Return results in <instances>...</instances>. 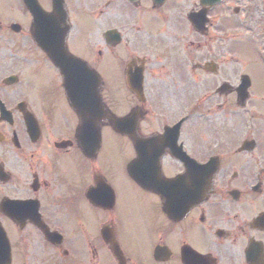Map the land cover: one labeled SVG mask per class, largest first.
Here are the masks:
<instances>
[{"label":"flooded vegetation","instance_id":"obj_1","mask_svg":"<svg viewBox=\"0 0 264 264\" xmlns=\"http://www.w3.org/2000/svg\"><path fill=\"white\" fill-rule=\"evenodd\" d=\"M60 1L37 0L63 73L0 6V202L30 200L10 264H264V86L228 39L264 43V0Z\"/></svg>","mask_w":264,"mask_h":264},{"label":"rangeland","instance_id":"obj_2","mask_svg":"<svg viewBox=\"0 0 264 264\" xmlns=\"http://www.w3.org/2000/svg\"><path fill=\"white\" fill-rule=\"evenodd\" d=\"M17 2L16 0H0V6L6 7V6H16ZM230 29H228V33H234V32H241L233 34L232 36L228 37V39L234 43V45L239 46L241 48V52L246 51V55H248L251 58H254L257 61L258 71V85L264 86V52L261 48L258 33H245V30H240V28L234 29L235 26L231 25L229 26ZM264 46V43H262ZM241 55H243L241 53ZM232 66L234 64L228 62V69H232ZM43 84V78L42 76L38 75L36 76L33 81H30L27 83V86L25 88V92L30 94V89L40 87ZM3 225L7 228L9 232L16 231L15 228L12 226H9L5 221H3ZM25 231H29V229H25Z\"/></svg>","mask_w":264,"mask_h":264},{"label":"water","instance_id":"obj_3","mask_svg":"<svg viewBox=\"0 0 264 264\" xmlns=\"http://www.w3.org/2000/svg\"><path fill=\"white\" fill-rule=\"evenodd\" d=\"M28 1L29 0H24L26 6H28ZM205 1H215V0H203V3ZM30 11L33 12L34 14H40L42 13L39 11V7L35 3L34 0H30ZM191 22L194 24V26L197 28L198 21H196L195 18L192 17ZM51 29L54 31V27L51 25ZM34 39L38 45V47L49 57V59L52 61V63L58 68L59 71H62L67 63L70 62L69 59H65L64 53L62 50V37L61 36H54L50 37V39H53L52 42L51 40L48 39L46 36V32L48 31V27L44 25L43 23L35 22L34 25ZM134 179L138 182V176H134ZM18 208H16L18 211L21 210L20 206L21 204L17 205ZM18 227L22 228L24 226V223L27 219L30 218H10ZM2 229L0 228V233L2 234ZM4 235L2 234V237ZM1 237V238H2Z\"/></svg>","mask_w":264,"mask_h":264}]
</instances>
